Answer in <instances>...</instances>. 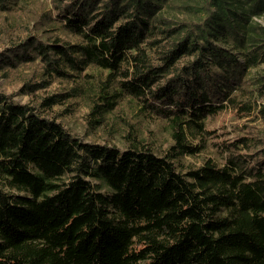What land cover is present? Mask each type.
I'll list each match as a JSON object with an SVG mask.
<instances>
[{
	"label": "trees",
	"instance_id": "16d2710c",
	"mask_svg": "<svg viewBox=\"0 0 264 264\" xmlns=\"http://www.w3.org/2000/svg\"><path fill=\"white\" fill-rule=\"evenodd\" d=\"M0 20V76L31 96L0 88V264H264V0H0ZM124 98L166 121L161 152L55 110L80 99L98 129ZM229 113L223 162L179 167Z\"/></svg>",
	"mask_w": 264,
	"mask_h": 264
},
{
	"label": "rangeland",
	"instance_id": "374dc122",
	"mask_svg": "<svg viewBox=\"0 0 264 264\" xmlns=\"http://www.w3.org/2000/svg\"><path fill=\"white\" fill-rule=\"evenodd\" d=\"M46 2V0H42ZM37 9V8H36ZM38 11V10H37ZM1 21V20H0ZM63 34H66L63 32ZM67 35V34H66ZM3 43L1 48L8 45V39ZM88 72L95 75L106 74L105 70L99 67H90ZM264 73V62L260 63L257 67H251L248 74L249 80L252 84H257V77L259 74ZM19 81L6 80L5 77L0 76V88L7 92L16 93L14 98L25 102L31 99L28 94L19 93ZM66 85L65 81L59 80L49 87V91L53 92L63 88ZM66 106H70L72 109L64 111ZM55 110L62 113L59 119L62 120L65 125L71 130L82 135L88 140H109L117 142L119 145H123L126 140V135L131 129V125L134 129H137L139 134L152 145H154L158 152H161L165 147L172 142V137L169 131V127L166 121L160 117L142 116L138 109L133 106L128 99H122L120 104L112 111L108 113L109 125L101 126L98 129L92 127L89 122L90 119V106L80 100H69L65 104H58L55 106ZM208 128L216 129L217 137L207 138V146L201 152L195 155H185L180 159L179 167L187 169L190 166H199L203 161L211 156L219 161L223 162V156L221 153L222 141L226 139H233L236 135L237 126L235 125V119L232 114H227L224 118H211L206 119Z\"/></svg>",
	"mask_w": 264,
	"mask_h": 264
}]
</instances>
